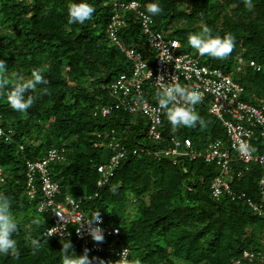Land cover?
I'll return each mask as SVG.
<instances>
[{"label":"trees","instance_id":"16d2710c","mask_svg":"<svg viewBox=\"0 0 264 264\" xmlns=\"http://www.w3.org/2000/svg\"><path fill=\"white\" fill-rule=\"evenodd\" d=\"M130 1H137L144 11L152 2L87 0L95 12L81 25L67 22L73 0H0V59L8 66L3 76L8 84L0 87V127L14 132L12 141L0 142V194L8 199L18 224L13 237L18 255H0V264H62L68 240L77 256L87 249L92 264L97 260L108 264L113 258L106 250L115 236L108 233L99 242L100 252L90 251L95 242L91 237L85 245L73 234L74 225L68 226L69 236L45 235L50 219L37 212L36 205L42 195L41 176L33 173L31 186L37 190L30 198L25 161L59 147L65 148L63 160L49 163L47 176L58 184L62 201L84 195L79 209L101 214L107 227L118 229L115 246L130 250L126 264H231L245 249L264 254V211L259 216L241 200L212 198L210 185L218 174L214 165L181 157L173 164L169 157L153 154L170 144L169 137L190 138L201 147L224 139L221 126L207 128L210 119L205 111L199 110L203 123L190 132L173 129L164 113L159 140L149 138V122L141 116L122 110L102 114L103 107L114 103L104 94L114 79L111 75L128 67L107 33L114 4L127 23L120 39L125 44L145 40L138 17L122 8ZM159 4L161 13L151 16L154 29H170L184 51L190 46L188 37L205 25L214 37L231 35L235 43L227 58L204 55L202 62L232 73L249 93L264 98V0H159ZM238 53L243 57L245 53L261 69L234 71ZM32 71H40L49 83L27 93L36 100L25 115L12 110L6 96L17 79L30 78ZM42 135L51 137V142L40 141ZM113 158L117 163L112 175L100 187L96 167ZM233 168L232 189L258 201L259 168L251 164L244 171L240 163ZM238 170H243L241 178L236 176ZM129 205L133 209L126 213ZM32 240L40 241L39 249L32 248Z\"/></svg>","mask_w":264,"mask_h":264},{"label":"built area","instance_id":"2783aa9c","mask_svg":"<svg viewBox=\"0 0 264 264\" xmlns=\"http://www.w3.org/2000/svg\"><path fill=\"white\" fill-rule=\"evenodd\" d=\"M107 26L109 39L114 43L128 62V70L121 73L108 86L109 96L113 104L103 107L102 114L107 115L111 110H122L135 117L141 116L148 120V136L153 140L161 137V126L165 110L159 109L158 90L159 78L165 82L178 83L188 90H198L202 94L201 101L194 106V110H207L222 127L224 139L217 138L208 142L203 151L195 149L190 138L179 139L169 137L170 144L166 148L153 151L155 157H169L173 164H177L180 157L188 161L201 159L205 164L214 165L218 174L210 185V195L214 199L225 196L232 201L241 200L256 215L263 214L264 208V98L249 93L246 86L234 79L232 73L212 67L202 62L199 53L185 52L180 43L162 31L152 28L154 20L144 10L139 8L137 1L122 4V8L132 11L140 22L142 35L146 40V51L135 46H125L119 38V31L127 25L118 13L116 4ZM245 68L261 69L260 64L253 60L245 61L241 54L235 57L234 71ZM13 132L0 127V141H12ZM22 149V146H20ZM149 151V149H148ZM122 154L120 153L119 156ZM62 154L56 150H49L46 155L36 161H27L28 185L33 184V173L38 171L41 176L42 190L45 200L39 211L50 208L53 223L46 229L45 235L66 237L71 234L69 225H74L73 234L88 245V226L86 218L79 212L80 200L67 197L63 204L55 203L57 185L47 176V166L51 162L62 161ZM117 163L112 159L107 165L98 166L97 170L104 176V181L112 174ZM240 163L244 171L255 164L260 170L258 188L261 196L258 201L248 197L245 192L232 189L230 181L234 173V164ZM236 176L241 178L243 170H238ZM103 182V181H102ZM100 182V183H102ZM32 187V186H31ZM95 227L96 225H92ZM105 233L115 236L109 244L107 252L113 254L108 264H125L130 250L125 246H115L118 229L107 227L102 218L98 225ZM92 251L100 252L99 242L90 245ZM264 264V254L250 250H243L241 258L231 260V264L245 262ZM95 264H100L97 260Z\"/></svg>","mask_w":264,"mask_h":264},{"label":"clouds","instance_id":"9594fccd","mask_svg":"<svg viewBox=\"0 0 264 264\" xmlns=\"http://www.w3.org/2000/svg\"><path fill=\"white\" fill-rule=\"evenodd\" d=\"M146 11L147 13L150 14V15L148 14L149 16H156L160 14L162 8L160 7L159 0H152V2H149L146 5ZM94 12H95V8L91 4H89L87 0H79V2H75V0H73V2L69 5L67 10V17H68L67 22L69 24L82 25L85 23V21L89 20L92 17ZM152 28L154 29L153 26ZM156 31H162L167 36L173 37L174 39L178 40L180 43L181 50L184 51L181 41L172 34L170 29L156 30ZM141 36H143L142 31H141ZM122 43L125 46H127L123 41ZM143 43L144 45L141 46H139L140 44H135V43L129 44L128 46H135L136 48L141 49L142 51H146V40H144ZM234 43H235L234 38L231 35H225L222 38L219 36H215V37L212 36L211 30L206 25L202 27L201 31L191 34L188 37V44L191 46V48L195 49V51H191V52L195 54L199 53V55L201 56L207 55L211 58L221 59V60L227 58L231 54L234 47ZM7 67H8L7 62L4 59H0V87L8 84V81L6 79H3V76L7 72ZM128 67L126 70H124V72L121 73L127 72ZM121 73H119L115 78H117ZM48 83L49 81L41 74L40 71H32L30 78L20 77L19 79L16 80V82L12 85L11 90L8 91L7 93L6 102L8 103L9 107L12 110L26 115L28 110L33 107L36 100L35 96L27 95V93L35 92L38 86L47 85ZM156 95L158 97V107L159 109L165 110L167 120L171 124L173 129H179L181 127L192 128L195 127L197 123H201V124L203 123L198 115L199 111L196 112L194 110V106L197 105L202 99V94L198 90H188L185 87H182L178 83H173L171 81L165 82L164 78L160 77ZM180 139H184V138H180ZM20 146H22L23 149V145L19 144L18 145L19 149ZM51 149H56V148H48L46 150V153ZM57 149L61 154L65 153L64 147H59ZM46 153H44L43 156L36 159H27L25 161V167H26L25 170H27V161L39 160L43 158L46 155ZM56 162H61V161H56ZM98 166L100 165H97L96 168H98ZM97 172L101 175V178H99L97 185L101 187L105 184V182L109 179V177L112 174L108 177L107 180L104 181L103 174L98 170ZM26 175H27V171H26ZM34 180H35V176L33 175V182ZM27 184H28V176H27ZM56 185L58 191L54 197V202L63 204L65 201L61 200L60 189L58 187V184ZM36 190L37 189L30 186L28 190V194L30 198H33L36 195L35 192ZM40 191L42 195L41 198L37 201L38 203H36L37 212L48 214L50 219L49 226L46 228L48 229L53 223L52 211L50 208H45V210L39 211V207L42 201L45 200L44 191L42 190V184ZM68 197L73 198L75 200H80V203L83 201L82 199L86 198V196L84 195L80 196V198H74L72 196H68ZM79 212L83 213V215L86 218H88L87 220H85V224L88 226L87 234L91 237L93 241L102 242L104 239L103 231L98 226L100 222V218H102V221H104L102 215L99 213H93L92 215L87 214L86 212H83L81 209H79ZM92 225H96V226L93 227ZM17 231H18V224L16 218L10 211L9 201L6 197L0 194V255H4V256L18 255L16 240L13 238L14 234L17 233ZM31 246L33 249H39L40 241L32 240ZM63 250H64V255L62 257V264H92V260L89 259V256L87 254V249H85L84 254L77 256L72 250V245L69 240L67 243L63 245ZM90 251L95 252L92 251L91 249Z\"/></svg>","mask_w":264,"mask_h":264},{"label":"rangeland","instance_id":"374dc122","mask_svg":"<svg viewBox=\"0 0 264 264\" xmlns=\"http://www.w3.org/2000/svg\"><path fill=\"white\" fill-rule=\"evenodd\" d=\"M187 5V4H186ZM137 37V36H136ZM141 42V44L140 45H144V43H143V41H140ZM137 44V43H136ZM127 46L129 45V44H126ZM191 48V46H187L186 48H185V51H188V52H191V51H195V49H192ZM241 53V52H240ZM240 53H238V54H240ZM244 55V60L246 61L247 60V57L248 56H246L245 55V53L243 54ZM202 60V59H201ZM121 61H122V59L120 58V61H118L117 62V64H120L121 63ZM123 63V62H122ZM119 74V72L118 73H114V74H112L111 76H112V79L113 78H115L117 75ZM105 78H107V75H105ZM104 94L106 95V96H108L109 95V92H108V89H106L105 90V92H104ZM103 98V97H102ZM104 99V98H103ZM102 99V100H103ZM104 101V100H103ZM203 111H205V113L208 115V117H209V121H210V123H208V126H207V128L208 129H210V130H214V129H217V128H220L219 126V123L213 118V117H211L208 113H207V110H203ZM205 117L207 118V116L205 115ZM186 131H188V132H190V131H195L196 129H195V127H192V128H187V127H183ZM203 131V128L201 129V132ZM40 141H42V142H44V144L45 143H50L51 142V137H49V136H45V135H42V138H41V140ZM201 145V143H199L198 145H194L196 148H198L200 151H203L204 150V147H205V145L203 146V147H201L200 146ZM132 209H133V206L131 205H129V206H127L126 207V209H125V212L126 213H131V211H132ZM88 214V213H87ZM115 214H116V212H115ZM263 243H264V238H263Z\"/></svg>","mask_w":264,"mask_h":264}]
</instances>
